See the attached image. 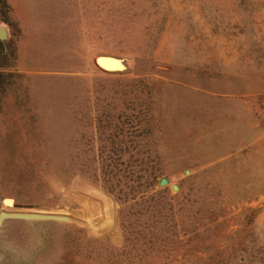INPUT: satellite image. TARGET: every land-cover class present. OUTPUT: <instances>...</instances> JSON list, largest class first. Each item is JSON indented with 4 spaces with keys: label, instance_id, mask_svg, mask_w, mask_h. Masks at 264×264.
Instances as JSON below:
<instances>
[{
    "label": "rangeland",
    "instance_id": "rangeland-1",
    "mask_svg": "<svg viewBox=\"0 0 264 264\" xmlns=\"http://www.w3.org/2000/svg\"><path fill=\"white\" fill-rule=\"evenodd\" d=\"M0 29V211L68 218L5 219L0 264H264V0H0Z\"/></svg>",
    "mask_w": 264,
    "mask_h": 264
},
{
    "label": "water",
    "instance_id": "water-1",
    "mask_svg": "<svg viewBox=\"0 0 264 264\" xmlns=\"http://www.w3.org/2000/svg\"><path fill=\"white\" fill-rule=\"evenodd\" d=\"M4 37L3 30L0 29V38ZM122 58L113 55V54H97L95 55L91 63L92 65L101 72L104 73H116L119 71H122L124 69V66L122 64ZM167 183L165 178H161L158 181V184L160 186H163ZM175 185H171V189H175ZM8 202H4L5 204H10L9 199H5ZM5 219H16V220H48V221H66L68 218L64 215L59 214H52V213H40V212H21V211H15V212H9V211H0V226L3 223Z\"/></svg>",
    "mask_w": 264,
    "mask_h": 264
},
{
    "label": "trees",
    "instance_id": "trees-1",
    "mask_svg": "<svg viewBox=\"0 0 264 264\" xmlns=\"http://www.w3.org/2000/svg\"><path fill=\"white\" fill-rule=\"evenodd\" d=\"M156 178L157 174L150 170L148 173H146L144 178L143 175H138L135 185L131 188H128L129 190L115 188L112 186H108L106 188L115 195V199H117L121 205H126L127 203L135 204L136 202L142 201V198L148 193H150L149 196H147L149 201L152 199L155 193H160L158 191H154ZM139 181L145 183L144 187H141ZM158 203L159 202H156L155 205H152L154 209H156V212H160V209L163 208V205H159Z\"/></svg>",
    "mask_w": 264,
    "mask_h": 264
}]
</instances>
